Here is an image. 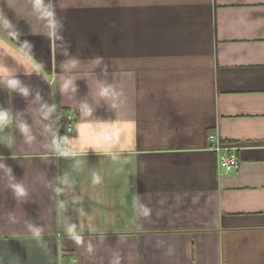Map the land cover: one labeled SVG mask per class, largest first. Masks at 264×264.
<instances>
[{
    "label": "crops",
    "instance_id": "0c3cea01",
    "mask_svg": "<svg viewBox=\"0 0 264 264\" xmlns=\"http://www.w3.org/2000/svg\"><path fill=\"white\" fill-rule=\"evenodd\" d=\"M0 264H264V0H0Z\"/></svg>",
    "mask_w": 264,
    "mask_h": 264
},
{
    "label": "built area",
    "instance_id": "2783aa9c",
    "mask_svg": "<svg viewBox=\"0 0 264 264\" xmlns=\"http://www.w3.org/2000/svg\"><path fill=\"white\" fill-rule=\"evenodd\" d=\"M74 119L71 114L66 116L65 133L73 131ZM210 148L215 153L217 165L223 170L228 171L237 169L239 166L238 150L239 147L234 143L224 142L217 138L213 133L209 135Z\"/></svg>",
    "mask_w": 264,
    "mask_h": 264
},
{
    "label": "trees",
    "instance_id": "16d2710c",
    "mask_svg": "<svg viewBox=\"0 0 264 264\" xmlns=\"http://www.w3.org/2000/svg\"><path fill=\"white\" fill-rule=\"evenodd\" d=\"M57 126H58V141L60 144H63L65 141V121H64V109L58 108L57 109ZM67 254H63V257H66Z\"/></svg>",
    "mask_w": 264,
    "mask_h": 264
}]
</instances>
